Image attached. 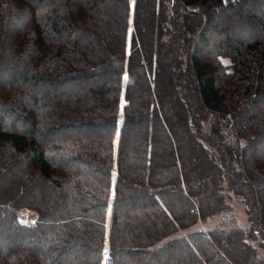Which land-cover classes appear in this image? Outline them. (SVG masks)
<instances>
[{
  "label": "trees",
  "instance_id": "trees-1",
  "mask_svg": "<svg viewBox=\"0 0 264 264\" xmlns=\"http://www.w3.org/2000/svg\"><path fill=\"white\" fill-rule=\"evenodd\" d=\"M129 16L0 0V264H101L121 122L111 264H264V0H135L128 54ZM230 195L247 231L176 235Z\"/></svg>",
  "mask_w": 264,
  "mask_h": 264
},
{
  "label": "rangeland",
  "instance_id": "rangeland-1",
  "mask_svg": "<svg viewBox=\"0 0 264 264\" xmlns=\"http://www.w3.org/2000/svg\"><path fill=\"white\" fill-rule=\"evenodd\" d=\"M134 5H135V2H134ZM132 6H133V0H130L129 23H130V19H131V25H130V29H129V23H128L127 52L130 48V43H131V41H129V38L131 35V33H130L131 30L133 33V24H132L133 21H132V17H131L132 16V13H131V7ZM131 38H132V36H131ZM124 74H127L130 77L129 82H131L133 78L127 72H125ZM127 75H125L124 81L122 83V92H121L122 101L120 100V106L121 107L119 110L120 115L121 114L123 115V110H122L124 108L123 104L125 106V104L127 103L125 100V97H123V94H125V91H123L124 90L123 86H124V84L127 85L129 83V82L126 83V81L128 80ZM120 111H122V112L120 113ZM209 121L211 122V120H207V124L203 128L204 131L207 129V126L210 124ZM225 139L227 140L228 137H225ZM117 143H118V140H117ZM115 146L117 147V145L115 144V139H114V150H115ZM211 151H212V154L215 155V158H217V156H218L217 150L212 148ZM217 160L219 161L218 158H217ZM115 169H116V159H115V164L113 166L114 174H115V171H117V169L116 170ZM112 177H113V175H112ZM224 191L225 192L227 191L226 187H224ZM4 203L7 205L9 202H4ZM227 203H228V209L226 211L218 212V213L212 214L208 217L202 218V219L196 221L191 226L183 229L181 232H179L176 235L177 236H184V235H187V234L194 232V231H210V230H214L216 228H222V229L230 230L235 226H240L247 231V229L249 228L250 221L248 219L247 207H246L245 202L239 196L230 195L227 199ZM109 206H110V202H109ZM107 212H108V210H107ZM111 216H112V213L111 214L109 213V217L107 214L106 218H105V223H104V229H105L104 248L105 249H106V246H108L107 249L110 247L109 246L110 245L109 244V233H110L111 220H112ZM17 217H18V220L23 224L34 225L37 221L38 215H37V212L34 211L33 209L24 207V208L19 209ZM30 217L35 218L33 223L29 222L28 219ZM245 237H246V235H245ZM247 240H248V242L252 243V245H254V247L257 249V256L255 258V261L257 263L264 261V249L259 244L260 239L259 238H251L250 236H248ZM102 254H103V252H102ZM100 260H101V264H102V255L100 256Z\"/></svg>",
  "mask_w": 264,
  "mask_h": 264
},
{
  "label": "water",
  "instance_id": "water-1",
  "mask_svg": "<svg viewBox=\"0 0 264 264\" xmlns=\"http://www.w3.org/2000/svg\"><path fill=\"white\" fill-rule=\"evenodd\" d=\"M134 2H135V0H133V6L131 7V13H132V16L131 17H132V21H133V14H134ZM130 33H131V35H130L129 41H131L132 30H131ZM129 52H130V48H129V50H128L127 53L129 54ZM123 87H124V90L123 91H125L126 84H124ZM123 97H124V94H123ZM123 107H124V104H123ZM118 120H119V116H118ZM122 121H123V115H122ZM121 124H122V122H121ZM121 124L118 123V130H117V134H116V136L118 135V143H119V136H120V127H121ZM115 139H116V137H115ZM117 152H118V144H117L116 152L114 150L115 159L117 158ZM112 175H113V172H112ZM116 178H117V171H116ZM116 178L112 182V194H111V197H110V206L108 207V211L110 210V214L112 213V202H113V199H114V185H115ZM107 214H108V212H107Z\"/></svg>",
  "mask_w": 264,
  "mask_h": 264
},
{
  "label": "built area",
  "instance_id": "built-area-1",
  "mask_svg": "<svg viewBox=\"0 0 264 264\" xmlns=\"http://www.w3.org/2000/svg\"><path fill=\"white\" fill-rule=\"evenodd\" d=\"M111 263H112V254L110 252V249L108 248L106 250L105 256H102V264H111Z\"/></svg>",
  "mask_w": 264,
  "mask_h": 264
},
{
  "label": "bare ground",
  "instance_id": "bare-ground-1",
  "mask_svg": "<svg viewBox=\"0 0 264 264\" xmlns=\"http://www.w3.org/2000/svg\"><path fill=\"white\" fill-rule=\"evenodd\" d=\"M118 140V139H117Z\"/></svg>",
  "mask_w": 264,
  "mask_h": 264
}]
</instances>
